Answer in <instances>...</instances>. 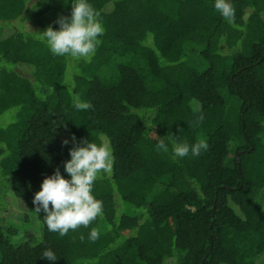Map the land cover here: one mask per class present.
Returning <instances> with one entry per match:
<instances>
[{"label": "trees", "instance_id": "obj_1", "mask_svg": "<svg viewBox=\"0 0 264 264\" xmlns=\"http://www.w3.org/2000/svg\"><path fill=\"white\" fill-rule=\"evenodd\" d=\"M72 2L0 0V264H50L49 249L54 264H260L264 0H231L234 22L214 0H89L105 28L91 62L41 35ZM72 136L107 138L113 163L93 185L103 215L60 236L32 198L68 178ZM199 141L198 157L171 151Z\"/></svg>", "mask_w": 264, "mask_h": 264}, {"label": "clouds", "instance_id": "obj_2", "mask_svg": "<svg viewBox=\"0 0 264 264\" xmlns=\"http://www.w3.org/2000/svg\"><path fill=\"white\" fill-rule=\"evenodd\" d=\"M213 6L222 18L234 22L235 8L231 0H214ZM56 23L59 25L58 30L49 26L41 34L52 55L91 62L102 43L100 37L104 35L105 28L99 12L89 0H73L70 15L59 17ZM74 107L88 110L92 106L74 97ZM71 142L70 159L63 162L68 178L61 174L59 168L55 169L42 180L39 191L32 198L35 211L44 213L47 229L60 236L80 226L88 227L98 216L103 215V201L93 195V185L101 174L111 171L113 163L111 144L107 138H103L100 143L84 139L76 144V138L72 136ZM62 144L68 145L69 140H63ZM207 147L204 141L192 145L174 143L171 151L175 157L183 158L189 153L198 157ZM156 148L164 153L170 151L164 139L158 141ZM99 238L100 232L93 228L88 239L95 242ZM40 258L50 264L58 260L50 249L45 250Z\"/></svg>", "mask_w": 264, "mask_h": 264}, {"label": "rangeland", "instance_id": "obj_3", "mask_svg": "<svg viewBox=\"0 0 264 264\" xmlns=\"http://www.w3.org/2000/svg\"><path fill=\"white\" fill-rule=\"evenodd\" d=\"M213 1V0H212ZM3 121V120H2ZM2 121H0V122H2ZM257 263H260V264H264V257L263 256H260V257H258V259H257V261H256Z\"/></svg>", "mask_w": 264, "mask_h": 264}]
</instances>
